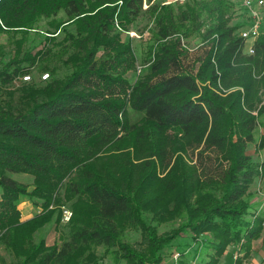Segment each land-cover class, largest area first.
<instances>
[{
    "label": "trees",
    "instance_id": "obj_1",
    "mask_svg": "<svg viewBox=\"0 0 264 264\" xmlns=\"http://www.w3.org/2000/svg\"><path fill=\"white\" fill-rule=\"evenodd\" d=\"M233 7L230 0H0V32L55 25L42 48L0 60L7 264H97L98 247L126 264H160L178 236L197 243L181 244L178 264H191L190 253L218 264L231 243L248 254L264 222L244 199L264 177V159L247 152L249 143L264 148V32L247 52ZM141 16L151 22L149 38L131 80L138 54L122 33ZM35 65L49 78L13 88ZM188 148L196 152L172 163ZM62 196L71 216L62 241L46 244L37 233L54 214L60 220L53 204ZM22 197L41 213L21 222ZM172 220L176 227L158 232ZM135 225L139 245L124 240Z\"/></svg>",
    "mask_w": 264,
    "mask_h": 264
},
{
    "label": "rangeland",
    "instance_id": "obj_2",
    "mask_svg": "<svg viewBox=\"0 0 264 264\" xmlns=\"http://www.w3.org/2000/svg\"><path fill=\"white\" fill-rule=\"evenodd\" d=\"M179 2L182 3L185 0H163V2ZM233 5L234 9L231 13V22H240L245 23L246 19L248 17L247 8L243 4V0H230ZM147 6L145 2V7ZM259 10L262 14V23L264 25V4L259 7ZM61 15V14H60ZM50 21H40L35 28L30 29V31L23 35L20 32H17L16 30L8 29L6 31L0 32V60H9L11 56L18 50L21 49L25 50L29 47H36L40 48L43 42L45 40L44 32L45 30L52 31L55 27L54 24H52ZM151 25V22H149L148 17L141 16L138 18L135 22L132 23L130 28L127 31H124L122 33L123 37H128L131 39V45L136 50L137 58H138V64L136 65V68L133 71L129 72V78L132 80L135 78L136 74H138L141 70V64L139 63L141 55H143V51L147 42V39L149 38V32L147 28ZM59 31H56L54 35H58ZM62 34L60 33L58 38H61ZM189 44V49L192 54H195V52L198 49V38L197 37H191ZM39 45V46H38ZM43 47V46H42ZM41 47V48H42ZM59 66V71H64L65 68L62 66V64L58 61L57 62ZM48 74L46 70H40L37 65L33 66L30 73L22 74L20 77H18L13 82V88H18L22 83L24 82H32L36 81L37 83H43L45 80L49 78L42 76L44 74ZM25 75H28V80L24 78ZM256 133V140H258L259 131ZM169 143L172 141V135H168ZM196 152V149L194 148H188L187 151H182L179 149L177 153L173 155L172 163L175 158V156L179 153L182 157L185 159L190 155L191 153ZM247 152L251 154L252 158L254 160H261L264 159V148H260L257 144L249 143L247 146ZM14 178H16L19 181H23L26 183H32V176L28 174H12ZM158 175L160 177L164 176V172L162 170H158ZM65 198L60 199L57 204H53V208L58 207L61 209V215L60 220L56 222V216L55 214L51 217V219L45 223L38 231L37 235L44 238L46 241V244H59L65 234V225L66 221L62 215L63 209H68L71 212V208L68 205V203L64 200ZM244 199L248 200L251 207V212H260L264 215V177L259 176L253 180V182L250 184L248 193L245 195ZM18 208L21 211L20 212V220L21 222L33 217L36 214L41 213V209L39 206H35L30 199H27L25 197H22L21 202L18 204ZM151 215L149 213L144 214V220L146 223H152L155 224V221L151 219ZM178 224V220H172L169 222H162L158 224V232L164 233L170 231L172 228L176 227ZM263 230H264V222H263ZM3 233V231L0 230V236ZM263 231L261 232L260 236L262 235ZM259 236V237H260ZM258 237V238H259ZM257 239V238H256ZM124 240L133 244V245H139V242L141 240V229L138 225L133 226L132 228L128 229L124 234ZM183 242H187L188 244L192 245V247L196 248L197 243L192 240L191 238H186L185 236H178L176 239L173 240V243L170 247L164 248L163 253V261L160 264H178L179 260V252L181 248V244ZM96 252L98 254V262L97 264H126L123 260L116 261L112 254L110 252L105 251L102 247H98L96 249ZM229 255L226 256V259H229ZM188 260L191 262V264H199V256L198 257H192L191 253L187 257ZM12 259V254L6 246H4L0 242V264H7ZM248 263V262H247Z\"/></svg>",
    "mask_w": 264,
    "mask_h": 264
},
{
    "label": "built area",
    "instance_id": "obj_3",
    "mask_svg": "<svg viewBox=\"0 0 264 264\" xmlns=\"http://www.w3.org/2000/svg\"><path fill=\"white\" fill-rule=\"evenodd\" d=\"M244 6L247 8V13L249 14L246 22L240 28V35L244 40L245 49L247 52H253V42L254 40L264 32V25L262 23V14L259 7L264 4V0H243ZM43 78L48 77V74H44ZM25 79L28 80L29 76L25 75ZM62 215L67 221L71 216V212L68 209L62 210ZM238 253L235 254L234 258H237ZM264 261V260H263ZM242 264H252L244 262Z\"/></svg>",
    "mask_w": 264,
    "mask_h": 264
},
{
    "label": "crops",
    "instance_id": "obj_4",
    "mask_svg": "<svg viewBox=\"0 0 264 264\" xmlns=\"http://www.w3.org/2000/svg\"><path fill=\"white\" fill-rule=\"evenodd\" d=\"M238 253L237 258H234L235 254ZM229 259L226 256L229 255ZM201 258L199 257V264H202ZM264 230L262 235L252 240L250 249L247 255H244V251L240 249L236 243L229 244L221 257L219 258L218 264H242L244 262L252 264H264Z\"/></svg>",
    "mask_w": 264,
    "mask_h": 264
}]
</instances>
